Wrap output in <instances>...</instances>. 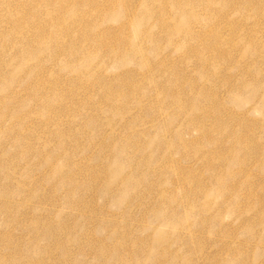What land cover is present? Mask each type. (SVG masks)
Here are the masks:
<instances>
[{"label": "rangeland", "instance_id": "obj_1", "mask_svg": "<svg viewBox=\"0 0 264 264\" xmlns=\"http://www.w3.org/2000/svg\"><path fill=\"white\" fill-rule=\"evenodd\" d=\"M188 1L0 0V264H264V0Z\"/></svg>", "mask_w": 264, "mask_h": 264}, {"label": "bare ground", "instance_id": "obj_2", "mask_svg": "<svg viewBox=\"0 0 264 264\" xmlns=\"http://www.w3.org/2000/svg\"><path fill=\"white\" fill-rule=\"evenodd\" d=\"M206 1V0H205ZM60 2H61V4L63 5V0H60ZM59 2V3H60ZM71 2V1H70ZM185 2V1H184ZM193 2V1H192ZM191 1H188V0H186V3L187 4H191L192 3ZM195 2V1H194ZM193 2V3H194ZM150 3H152L151 2V0H150ZM155 8V7H154ZM175 8V7H174ZM62 9V8H61ZM189 9V8H188ZM154 11V10H153ZM186 11V10H185ZM185 13V12H184ZM191 13V12H190ZM162 13H160V15H161ZM164 14H162L161 15V17L163 16ZM187 17H188V20H189V18L191 17V15L190 14H188L187 15ZM52 19H54L53 17H51ZM192 18V17H191ZM164 20V19H163ZM161 23V22H160ZM192 23V22H191ZM190 25V24H189ZM188 24L186 25V27L184 28V32H185V34H187L191 39L193 38L192 37V31H191V26H189ZM54 26V25H53ZM161 26V25H160ZM51 27V26H50ZM175 31V30H174ZM104 32V31H103ZM170 32H173V31H170ZM105 33V32H104ZM52 35V34H51ZM102 35V34H101ZM98 37V36H97ZM165 37V36H164ZM50 38L51 37H48V39L50 40ZM90 39V38H89ZM94 39V38H93ZM97 39V38H96ZM89 41V40H88ZM92 41V40H91ZM95 41V40H94ZM124 41V40H123ZM50 42V44H51V41H49ZM106 42V41H105ZM101 43V42H100ZM118 43V45H120V43L119 42H117ZM34 44V43H33ZM90 44V43H89ZM106 44V43H105ZM38 46H40L39 44H37ZM36 45V46H37ZM87 46V45H86ZM106 46V45H105ZM104 46V47H105ZM33 47H35V46H33ZM32 46H31V50L29 49V52H28V54H29V56H31V55H33V53L36 51V48L34 49ZM89 48V47H88ZM97 48V47H96ZM49 50V49H48ZM74 50V49H73ZM73 50H67V49H65V51L64 52H60L59 53V55L61 54V53H68V55L69 54H71V52L73 51ZM86 50V49H85ZM100 50V49H99ZM87 51V50H86ZM85 51V52H86ZM97 51V50H96ZM19 52V51H18ZM52 52H54V51H52ZM98 52V51H97ZM104 52H105V50H104ZM73 53V52H72ZM63 54V55H64ZM76 54V53H75ZM88 54V53H87ZM92 54H93V52H92ZM99 54H100V52H99ZM86 54L83 52V56H85ZM96 55H97V53H96ZM95 55V56H96ZM92 56V55H91ZM94 56V55H93ZM87 59V58H86ZM90 59V58H89ZM87 61V60H86ZM39 65V64H38ZM42 65V64H41ZM41 65H39V66H41ZM243 91V90H242ZM251 91V90H250ZM254 91V90H253ZM252 93V92H251ZM254 93V92H253ZM250 95V94H249ZM252 95V94H251ZM257 95V94H256ZM255 96V95H254ZM249 97V96H248ZM253 98V97H252ZM262 98H263V96H262ZM249 100H250V98H249ZM252 100V99H251ZM263 103H264V100L262 101ZM259 104H261V103H259ZM264 105V104H263ZM262 104H261V107L263 106ZM257 106H258V104H257ZM259 107V106H258ZM262 110H264L263 108H262ZM200 128V127H199ZM210 164V163H209ZM208 168H209V166H208ZM212 168V167H211ZM111 179V178H110ZM109 182V181H108ZM79 183V182H78ZM107 183V182H106ZM99 184V183H98ZM108 187V186H107ZM104 189H105V187H104ZM109 191V190H108ZM103 192H101V194H102ZM107 195V194H106ZM43 236V235H42Z\"/></svg>", "mask_w": 264, "mask_h": 264}]
</instances>
